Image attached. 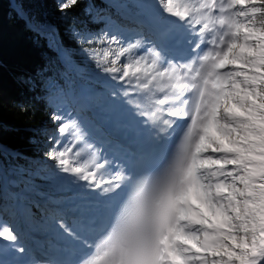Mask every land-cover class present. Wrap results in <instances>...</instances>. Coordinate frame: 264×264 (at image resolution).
I'll return each mask as SVG.
<instances>
[{"label": "snow or ice", "instance_id": "6c2138e0", "mask_svg": "<svg viewBox=\"0 0 264 264\" xmlns=\"http://www.w3.org/2000/svg\"><path fill=\"white\" fill-rule=\"evenodd\" d=\"M141 7L89 56L152 135L102 157L76 118L52 114L45 155L93 196L88 211L58 210L73 259L54 264H264V0ZM18 239L0 222V250L25 252Z\"/></svg>", "mask_w": 264, "mask_h": 264}, {"label": "trees", "instance_id": "16d2710c", "mask_svg": "<svg viewBox=\"0 0 264 264\" xmlns=\"http://www.w3.org/2000/svg\"><path fill=\"white\" fill-rule=\"evenodd\" d=\"M135 10L137 4L121 0ZM59 0H0V159L5 168L19 177L34 215L41 219L38 200L53 191L59 175L45 153L57 122L51 120L57 102L70 89L81 101L82 89L88 94L103 89L108 76L89 52L106 47L99 37L110 33L109 19L120 18L108 0H78L64 12ZM137 5V6H136ZM23 8L27 19L17 17ZM62 49L67 60L84 68L76 77L59 58ZM0 178V198L2 195ZM4 201L2 203L4 204ZM1 202V201H0ZM15 219V200L8 199Z\"/></svg>", "mask_w": 264, "mask_h": 264}, {"label": "rangeland", "instance_id": "374dc122", "mask_svg": "<svg viewBox=\"0 0 264 264\" xmlns=\"http://www.w3.org/2000/svg\"><path fill=\"white\" fill-rule=\"evenodd\" d=\"M132 1V0H131ZM135 2H137L139 5H143V4H146L148 0H133ZM61 2V0H59V3ZM110 4L112 5H115L117 7V9L119 11H122L123 15H126L128 17L127 21H133L134 19H138L141 15L140 14H134L132 15L131 13L128 12V10L126 9V6L121 4L119 0H110ZM127 11V12H126ZM125 16V17H126ZM126 19V18H125ZM127 27V25L123 26V25H120L117 29H125ZM131 28V26H129ZM134 27V26H133ZM115 34H116V31H115ZM123 62V58H122V61ZM120 83V82H119ZM106 84V89L104 92H100V93H94L93 94V100L95 98V101H88L87 98H85V101H83L82 103V107L81 109H79V111L82 113L83 115V119H80L79 117H72V118H76L80 123H81V127L84 128V125H83V121H86L88 115H91L95 112H94V108L95 106L97 105L102 111H100V115L99 114H95L97 117L101 116V113H103V115L105 116V118H103V123L104 124H107V123H110L112 122V118H113V115H117V112H116V108H118V105L115 106V109H111L110 106H111V103L110 101H106V98L108 96H110V93L112 92V90L116 87V85H118V81H111V82H107L105 83ZM126 87V86H125ZM73 91H70L67 98L63 99L62 101H60L57 105H56V110H57V113H60V114H67L68 116L71 117V109H72V103H73ZM91 107V110H89V108ZM88 110V111H87ZM59 123V122H58ZM57 123V124H58ZM86 123H89L90 124V128L93 127V124L96 123V120L95 118L93 117V120L92 119H87ZM57 127V126H56ZM56 127H55V130H56ZM84 130L87 132V134L89 135L90 132L88 129H85ZM91 130V129H90ZM62 146V145H61ZM82 145H77L76 148L73 149V151H76L79 147H81ZM66 176H70L69 174H64L62 173L61 176L59 178H56L55 181L53 182L54 183V193L50 194V195H47L45 196L46 198L40 200V205L43 207V210L45 213H49L51 214V219H50V224L49 226H43L41 225L42 223L40 222H37L31 215H30V209L27 208V215L29 216V220H30V223L34 226V227H39L40 230L43 231V233H45L49 238L46 240L47 243L49 244H54L55 247H62L65 243L63 241V239L61 238V236L59 235V232L56 228V225H55V220L58 218V215H57V212L56 210L58 208H64L65 205H66V202H63L61 205L60 204H57L54 199H55V196H57L56 193H58V188L59 186H61V183L63 182V180L66 178ZM18 177L16 176H13L12 179L14 180H17ZM74 184V183H73ZM11 186L13 188L11 189H5V193H4V197H6V195L10 194V195H16L19 194V189H18V186L15 185V183L13 182L11 184ZM68 189H75V187L73 185L69 186ZM7 208H8V205H7ZM6 209L5 206L2 205V203L0 202V222H6L7 224L13 226L15 229V231L17 232L18 230V225L16 224H11L9 222V219H8V213L7 211L4 212ZM63 241V242H62ZM7 243H10V242H7V241H3V245L4 244H7ZM0 248H2V246H0Z\"/></svg>", "mask_w": 264, "mask_h": 264}, {"label": "bare ground", "instance_id": "6f19581e", "mask_svg": "<svg viewBox=\"0 0 264 264\" xmlns=\"http://www.w3.org/2000/svg\"><path fill=\"white\" fill-rule=\"evenodd\" d=\"M150 3H154V0H148L147 1V4H150ZM135 19L133 20V21H129L128 20V23H127V27L125 28V29H130V27L129 26H131V28H133V26L135 27L136 25H135ZM123 87H125V86H123ZM123 87L121 86V84L119 83V81H118V85H116V87L112 90V92L114 91V90H119V91H123L122 89H123ZM111 92V93H112ZM106 101H110V103H111V106H110V108L111 109H115V106L117 105V104H120V101H119V98L118 97H114V96H108L107 98H106ZM102 112H103V110H102ZM103 114V113H102ZM103 118H105V116L104 115H101ZM94 124H96V126L97 127H100L99 125H97V122L96 123H94ZM116 124V123H115ZM112 125V124H111ZM119 125V124H118ZM84 126H85V128H88L89 127V124L88 123H84ZM96 127V128H97ZM73 182H76V180H75V178L74 177H72V176H66V178L63 180V182L61 183V186H59V188H58V193H56L57 194V196H55V199H54V201L57 203V204H62L65 200H66V198H68V196L71 194V191L68 189V187L69 186H71L72 184H73ZM81 189H79V191H80ZM75 191H77V190H75ZM68 206H73V205H71V204H68ZM60 208H58L57 210H56V212H57V215L59 216L60 215V213H59V210ZM40 241H43L42 243H47L46 242V240L44 241V240H40ZM47 244H49V243H47ZM49 245H51V244H49ZM53 246V248H54V245H52ZM0 251H4V250H0Z\"/></svg>", "mask_w": 264, "mask_h": 264}]
</instances>
